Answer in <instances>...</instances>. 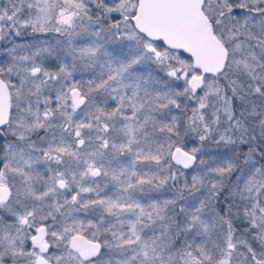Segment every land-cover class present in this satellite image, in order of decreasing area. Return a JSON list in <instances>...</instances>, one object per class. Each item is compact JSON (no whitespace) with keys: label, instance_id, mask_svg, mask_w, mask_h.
I'll return each mask as SVG.
<instances>
[{"label":"snow or ice","instance_id":"6c2138e0","mask_svg":"<svg viewBox=\"0 0 264 264\" xmlns=\"http://www.w3.org/2000/svg\"><path fill=\"white\" fill-rule=\"evenodd\" d=\"M0 264H264V0H0Z\"/></svg>","mask_w":264,"mask_h":264}]
</instances>
